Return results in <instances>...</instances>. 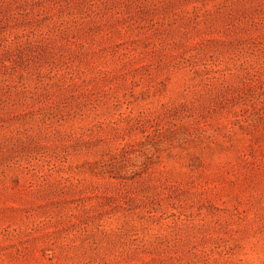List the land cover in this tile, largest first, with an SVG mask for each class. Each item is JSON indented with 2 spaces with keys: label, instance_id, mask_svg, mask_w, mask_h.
<instances>
[{
  "label": "rangeland",
  "instance_id": "rangeland-1",
  "mask_svg": "<svg viewBox=\"0 0 264 264\" xmlns=\"http://www.w3.org/2000/svg\"><path fill=\"white\" fill-rule=\"evenodd\" d=\"M0 264H264V0H0Z\"/></svg>",
  "mask_w": 264,
  "mask_h": 264
}]
</instances>
